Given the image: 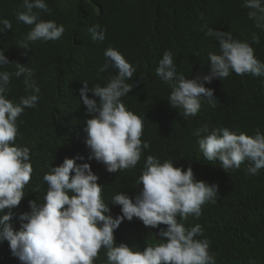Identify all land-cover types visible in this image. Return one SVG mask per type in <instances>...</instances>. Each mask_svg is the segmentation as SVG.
<instances>
[{
	"label": "trees",
	"instance_id": "1",
	"mask_svg": "<svg viewBox=\"0 0 264 264\" xmlns=\"http://www.w3.org/2000/svg\"><path fill=\"white\" fill-rule=\"evenodd\" d=\"M51 14L41 13V19L55 21L65 28L55 41L30 42V50L18 47L31 26L19 22L16 14L22 11L23 0H0V20L7 19L12 28L0 32V49L12 62L26 64L35 72L40 88V99L35 108H25L18 118L20 135L16 143L30 149L33 173L25 186V197L13 210L14 228L21 227L19 216L29 212L30 200L44 202L48 186L44 173L50 167L60 166L65 158L78 155L85 159L78 164L90 163L99 177L102 194L108 202L111 195L123 192L135 199L132 184L121 183L129 178L123 173L101 169L95 159L88 160L86 121L91 116L83 105L80 90L87 81L89 88L106 86L117 69L99 72L105 63L104 52L109 47L119 50L137 71L127 83L133 90L122 97L126 108L143 119L144 149L138 166H145L146 158L180 159L181 164L193 165L202 161L203 153L194 130L208 123L210 127H227L235 134L254 136L264 134V76L252 74L230 75L213 79L205 86L214 89L216 100L202 101L195 116L185 118L170 107L168 97L172 89L157 75L156 69L163 54L171 50L177 72L186 78L210 72L209 53L220 54L219 41L206 35L208 28L231 32L234 39L246 41L255 50V56L264 62V29L257 28L248 17L243 0H46ZM106 29L103 40L93 41L89 29L94 25ZM260 43L253 42V37ZM15 71L14 65L3 69ZM8 98L18 102L25 92L23 77H12ZM89 98H95L88 93ZM182 147L180 148V141ZM181 156L187 157L185 163ZM204 160H206L204 158ZM254 166L244 161L238 170L226 172L217 161L202 164L195 175L198 181L218 185L215 203H205L199 217L189 215L186 228L197 224L211 241L210 253L215 264H264V168L257 175L248 174ZM203 173V174H200ZM74 175V173H73ZM130 192V195H129ZM7 209L5 214H7ZM121 215V214H120ZM141 220L125 219L114 232L117 244L127 240L131 231L137 233ZM0 264H22L11 253L9 243H0ZM94 264H107L106 250L101 249Z\"/></svg>",
	"mask_w": 264,
	"mask_h": 264
},
{
	"label": "clouds",
	"instance_id": "2",
	"mask_svg": "<svg viewBox=\"0 0 264 264\" xmlns=\"http://www.w3.org/2000/svg\"><path fill=\"white\" fill-rule=\"evenodd\" d=\"M243 7L250 9L248 17L255 26L264 29V0H243ZM23 10L16 19L31 26L25 39L17 45L30 50V42L55 41L65 31L62 24L42 20L41 13L51 14L46 0H23ZM9 20H0V32L11 29ZM93 41L103 40L106 29L94 25L89 29ZM206 35L219 41L220 54L209 53L210 72L186 78L177 72L171 50L164 52L156 75L171 89L170 107L182 109L185 117L195 116L202 101L212 104L216 100L214 89L205 86L213 79L227 78L230 72L237 75L264 76V62L255 56L249 42L234 39L231 32L208 28ZM253 42L260 43L258 37ZM105 63L99 72L110 67L117 69L106 86L89 88L87 81L80 90L83 105L91 116L86 121V145L90 149L88 160L101 162L99 167L110 173L129 176L124 183L132 184L136 197L107 188L111 198L107 202L102 194L99 177L90 163L78 164L83 156L65 158L57 167L44 173L48 190L43 203L30 200V211L19 216L20 230L11 222L13 210L24 199L33 166L30 149L16 143L20 135L18 118L25 108H35L40 99V88L34 79L35 72L26 64L12 62L0 49V69L14 65L15 71L0 70V243L7 241L11 253L22 264H94L101 249L106 250L107 264H215L210 253L211 241L204 229L197 224L186 228L189 215L199 217L205 203L216 202L218 185H209L195 177L202 164L219 161L222 168L238 170L248 160L254 166L248 174L257 175L264 168V134L254 136L235 134L227 127H210L208 123L194 130L198 138L202 161L192 166L170 158H146L144 169L138 166L143 150L150 148L142 141L143 119L128 110L121 98L133 90L127 83L137 71L117 49L109 47L104 52ZM23 77L25 92L18 102L8 98L12 77ZM92 92L94 97L89 98ZM180 141V148L182 147ZM74 173V175H73ZM203 174V173H200ZM130 195V192H129ZM7 214H5V210ZM121 214V215H120ZM141 220L131 231V236L117 244L114 232L127 219Z\"/></svg>",
	"mask_w": 264,
	"mask_h": 264
}]
</instances>
